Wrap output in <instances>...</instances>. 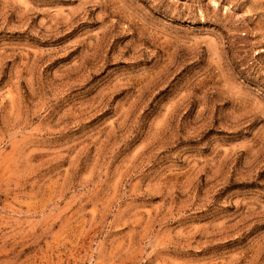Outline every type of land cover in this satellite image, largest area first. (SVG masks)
<instances>
[{"label": "rangeland", "instance_id": "rangeland-1", "mask_svg": "<svg viewBox=\"0 0 264 264\" xmlns=\"http://www.w3.org/2000/svg\"><path fill=\"white\" fill-rule=\"evenodd\" d=\"M0 264H264V0H0Z\"/></svg>", "mask_w": 264, "mask_h": 264}]
</instances>
